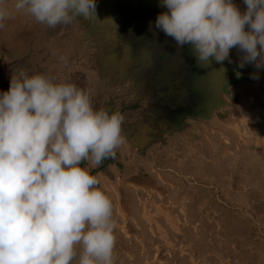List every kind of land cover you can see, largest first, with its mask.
<instances>
[{
    "label": "rangeland",
    "instance_id": "1",
    "mask_svg": "<svg viewBox=\"0 0 264 264\" xmlns=\"http://www.w3.org/2000/svg\"><path fill=\"white\" fill-rule=\"evenodd\" d=\"M233 3L246 11L243 0ZM103 14L93 21H101L98 28L76 25L51 38L34 29L20 39L13 27L0 29V93L23 71L89 89L94 110L119 107L111 103L120 99L127 104L133 92L120 90L121 83L144 67L160 36L135 17L115 29V16ZM123 25L128 44L115 49L117 43L109 45L106 36L118 40ZM257 76L232 88L240 106L227 108L229 122L213 114L210 120L192 119L185 132L168 134L155 121L146 124L139 109L124 116L122 131L145 135V127L153 128L167 143L154 142L145 157L121 131L116 165L96 175L113 204V264H264V68ZM99 166L90 168L92 175Z\"/></svg>",
    "mask_w": 264,
    "mask_h": 264
},
{
    "label": "clouds",
    "instance_id": "2",
    "mask_svg": "<svg viewBox=\"0 0 264 264\" xmlns=\"http://www.w3.org/2000/svg\"><path fill=\"white\" fill-rule=\"evenodd\" d=\"M243 2L242 13L233 0H160L168 11L155 28L189 45L198 62H223L236 48L240 68L262 69L264 0ZM95 11V0H0V29L14 13L55 28ZM123 121L94 110L89 89L12 76L0 93V264H113V204L81 163L114 157Z\"/></svg>",
    "mask_w": 264,
    "mask_h": 264
},
{
    "label": "water",
    "instance_id": "3",
    "mask_svg": "<svg viewBox=\"0 0 264 264\" xmlns=\"http://www.w3.org/2000/svg\"><path fill=\"white\" fill-rule=\"evenodd\" d=\"M95 3L96 16L93 15L88 19L77 17L70 24H62L55 28H49L46 25L37 23L31 16L20 12L14 13L12 18L6 21L4 29L13 27L14 30L16 29L14 35H17L20 39H23L34 29L41 30L46 38H51V36L56 34L57 31L59 32L62 29H67L76 25L81 29L88 30L91 27L94 29L98 28V24L101 21H97L99 23H94L93 21L98 19L102 13H104V17H106L107 14L115 16L112 24L116 29L120 26L119 23H121L123 19L130 20L132 17L144 20L147 23L146 25L150 27L148 24L150 20L155 22L159 14L168 11L166 7L161 6L160 0H95ZM88 34L89 32L85 33V35ZM242 55L243 54L238 52L236 48H233L230 50L229 59H226L223 62H216L212 59L207 63H203L198 62L193 53L197 65L194 79L198 89L196 91H200L202 94L201 98L197 100V107L202 110L197 115L192 116V119L210 120L213 114H216L221 121L229 122V110L227 108L240 106L239 94L236 93L235 97H233L232 88L247 81L253 82L255 79L252 77L258 75V69L255 65L248 64L244 68L239 67ZM237 72L241 73L239 77L237 76ZM210 92H212V94H210ZM224 96L227 97L229 101L224 100ZM192 127L193 126L190 124H184L175 133L178 134L179 132H185L188 128ZM122 132L131 146L135 149V152L145 157H149L148 149L155 147L154 142L161 143V141H163L161 145L167 143L164 141L161 133L158 136H147L139 132L134 133L132 128L123 130ZM168 134L174 133L168 132ZM171 143L172 141L169 142L168 145ZM159 151H163L162 147H160Z\"/></svg>",
    "mask_w": 264,
    "mask_h": 264
},
{
    "label": "flooded vegetation",
    "instance_id": "4",
    "mask_svg": "<svg viewBox=\"0 0 264 264\" xmlns=\"http://www.w3.org/2000/svg\"><path fill=\"white\" fill-rule=\"evenodd\" d=\"M105 23L111 22L105 20ZM148 24L152 28L155 27V22L151 20ZM109 28L113 33V28L111 26ZM148 28L150 27H146L145 30ZM155 29L157 36H160L157 38L158 41L152 42L151 47L152 49L156 48L155 53L149 55V60L143 68L141 67V70L139 68L136 71V75L121 83L120 90L133 92V96L127 100V104L121 99L111 103L114 106L118 105L119 110L112 111L114 107L112 110H108V108L103 110L108 111L109 114L119 112L128 116L133 114V110L139 109L144 114L146 124L155 121V127L160 132L175 133L182 125L192 121V116L197 115L202 110L197 107V100L201 98L202 94L200 91L194 90L196 59L189 45L179 48L173 38L166 36L163 31ZM127 31L128 27L123 25L117 33L119 35L118 40L113 38V34L107 35L106 40H108L109 45H113L114 42L117 43L118 46L115 49L124 48L128 44L127 34L124 33ZM135 100H139L141 104ZM126 127L127 122L125 121L122 128ZM145 129L147 130L145 135L156 136L160 134L148 127ZM114 157L105 159L103 167L109 165Z\"/></svg>",
    "mask_w": 264,
    "mask_h": 264
},
{
    "label": "crops",
    "instance_id": "5",
    "mask_svg": "<svg viewBox=\"0 0 264 264\" xmlns=\"http://www.w3.org/2000/svg\"><path fill=\"white\" fill-rule=\"evenodd\" d=\"M33 63H34V62H33ZM119 109H120L119 107H114L113 110H112V109H109V110L116 111V110H119ZM122 115H123V117H124V116H125V113H123ZM113 164L116 165V161H114V160L112 161V160H111V161L109 162V165H107V166H111V165H113ZM84 167H86V168H91L90 162L87 161V164H85ZM104 170H105V169H104V167H103V162H102V163L100 164L99 169H98V171L96 172L95 176H96V175H97V176H98V175H105V171H106V170H105V171H104ZM92 171H93V170H92ZM106 172H107V171H106Z\"/></svg>",
    "mask_w": 264,
    "mask_h": 264
}]
</instances>
